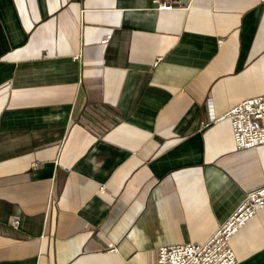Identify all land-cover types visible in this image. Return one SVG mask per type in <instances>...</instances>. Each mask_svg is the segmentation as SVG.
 <instances>
[{
    "label": "crops",
    "instance_id": "0c3cea01",
    "mask_svg": "<svg viewBox=\"0 0 264 264\" xmlns=\"http://www.w3.org/2000/svg\"><path fill=\"white\" fill-rule=\"evenodd\" d=\"M263 92L264 0H0V264L207 240L264 183L226 115ZM230 238L264 264V206Z\"/></svg>",
    "mask_w": 264,
    "mask_h": 264
},
{
    "label": "built area",
    "instance_id": "2783aa9c",
    "mask_svg": "<svg viewBox=\"0 0 264 264\" xmlns=\"http://www.w3.org/2000/svg\"><path fill=\"white\" fill-rule=\"evenodd\" d=\"M159 8L186 6L193 0H154ZM107 37L102 39L106 42ZM232 126L235 146L250 147L264 143V92L244 97L226 112ZM217 118V117H214ZM264 206V183L245 191L242 201L204 241L172 242L157 249V264H237L231 236ZM18 218L12 223L17 225Z\"/></svg>",
    "mask_w": 264,
    "mask_h": 264
}]
</instances>
